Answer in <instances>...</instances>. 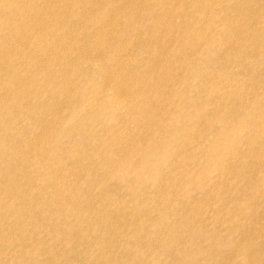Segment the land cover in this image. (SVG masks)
<instances>
[{"label": "rangeland", "instance_id": "1", "mask_svg": "<svg viewBox=\"0 0 264 264\" xmlns=\"http://www.w3.org/2000/svg\"><path fill=\"white\" fill-rule=\"evenodd\" d=\"M0 211V264H264V0H0Z\"/></svg>", "mask_w": 264, "mask_h": 264}, {"label": "bare ground", "instance_id": "2", "mask_svg": "<svg viewBox=\"0 0 264 264\" xmlns=\"http://www.w3.org/2000/svg\"><path fill=\"white\" fill-rule=\"evenodd\" d=\"M170 146H172L171 142H167ZM146 154V157L144 156ZM162 158L158 157L154 160H150L148 158L147 153H143V154H139L135 157V159L133 160V162L131 163V165H129L127 168H119L124 176H127L130 174V170H133L136 172H140V171H149L152 168H155L156 166L160 165L162 162ZM130 182L134 184V179H130ZM139 187L141 189H145V184L143 185H139ZM26 189V186H21L20 187V191L24 192ZM51 196L53 194H50ZM49 195V196H50ZM69 208H72L73 212L71 214H68L67 210ZM79 206H76L75 202L73 201L72 198H66L63 203L60 206V209L56 212H51L48 214H45L43 216V219L46 220L47 222L51 221L53 222V224L56 227V231L49 235V237L47 238V240L49 241V243L54 244V245H58L61 244V240L70 232L73 230H77L78 227L76 225V223H70L68 221L73 220V215H76L77 217L78 212L76 209H78ZM80 211V210H78ZM3 217V214L0 211V218ZM90 225L89 223H87V226ZM30 232L32 234H34L36 237H38L39 235H37L38 233H40L43 236L44 233V229L43 226H31L30 228ZM6 230L8 232L9 235L14 236V237H18L21 236V239H28L29 235H24L27 231H25L24 233L20 232L19 227L17 226H12V225H7ZM47 234H50L51 231L49 229H46ZM82 239H85L84 236H82ZM86 241H88V239L86 238Z\"/></svg>", "mask_w": 264, "mask_h": 264}]
</instances>
